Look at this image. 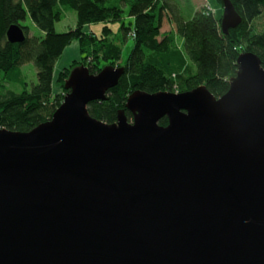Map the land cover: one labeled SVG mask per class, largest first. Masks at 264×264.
I'll return each mask as SVG.
<instances>
[{"label": "water", "instance_id": "obj_1", "mask_svg": "<svg viewBox=\"0 0 264 264\" xmlns=\"http://www.w3.org/2000/svg\"><path fill=\"white\" fill-rule=\"evenodd\" d=\"M241 20L222 0V34ZM237 65L220 97L136 90L112 124L87 107L123 67L80 65L50 120L0 128V264H264V69Z\"/></svg>", "mask_w": 264, "mask_h": 264}, {"label": "trees", "instance_id": "obj_2", "mask_svg": "<svg viewBox=\"0 0 264 264\" xmlns=\"http://www.w3.org/2000/svg\"><path fill=\"white\" fill-rule=\"evenodd\" d=\"M230 1L242 20L222 34V14L207 13L201 7L185 19L176 0H0V128L26 133L50 120L68 92L66 78L80 65L90 74L106 66L124 69L117 85L107 91V99L87 107L92 118L108 124L116 121L119 112L131 118L125 103L136 90L183 93L204 85L215 97L222 96L238 72L241 53H254L264 69V0ZM218 2L222 8V0ZM65 9L75 12L76 25L58 33L55 24ZM125 12L132 19L131 28L122 22ZM27 18L43 33L42 38L29 37L28 27L20 23ZM116 22L120 37L108 26ZM14 24L24 31L21 44L6 41V30ZM93 24L103 25L100 34L89 29ZM175 36L182 39L180 49ZM128 37L134 47L122 66L120 44ZM73 42L79 58L55 72L57 60ZM29 62L37 77L30 89L21 70ZM166 124L165 117L160 119L159 125Z\"/></svg>", "mask_w": 264, "mask_h": 264}, {"label": "rangeland", "instance_id": "obj_3", "mask_svg": "<svg viewBox=\"0 0 264 264\" xmlns=\"http://www.w3.org/2000/svg\"><path fill=\"white\" fill-rule=\"evenodd\" d=\"M207 3H209L210 6H212L211 9L213 11L215 10L214 12L218 10L216 14L217 16L222 14V8L218 0H205V2L202 4V7H206L208 5ZM179 6H180L181 14L185 19L190 18L192 14L195 12V11L193 12L195 5H193L190 0H180ZM65 10L66 11L63 12L61 21L55 24V31L58 33L67 32L68 30L74 28L76 25L75 12L69 9H65ZM122 22L125 25V27H130V28L132 27V23H133L132 19L128 16L126 12L123 14ZM20 23L22 26L28 27L29 37H35L37 39H40L43 37V33L37 27H35V25L31 22L29 18H27L24 21H21ZM102 26H103L102 24H93L90 26L89 29H91V31L98 32V34H100ZM108 26L112 29L113 32L116 33L118 32L120 23L118 22L109 23ZM118 33L120 37L121 32H118ZM178 41L179 43H181L180 38L178 39ZM175 45L178 49H180L181 46L177 45V43H175ZM120 46H121V56H120L119 64L123 66L131 50L134 47V40L130 37L123 39L121 40ZM78 58H79L78 46L76 42H73L64 49L60 58L57 60L55 64V72H58L62 67L68 66L72 61L77 60ZM21 70H22L24 79L26 81L27 88L30 89L31 86L35 85L37 82L36 68L32 62H29V63L23 64L21 66ZM193 70H194V67H193Z\"/></svg>", "mask_w": 264, "mask_h": 264}, {"label": "crops", "instance_id": "obj_4", "mask_svg": "<svg viewBox=\"0 0 264 264\" xmlns=\"http://www.w3.org/2000/svg\"><path fill=\"white\" fill-rule=\"evenodd\" d=\"M176 1L180 2V0H176ZM190 1H191V3H192L193 5H195V8H194L193 12H194V11L196 12L197 10H199V9L202 7V4L205 2V0H190ZM207 4H208L207 6H209L210 8H212V6H210L209 3H207ZM213 9H214V8H213ZM214 11H215V10H214ZM217 12H218V10H216L215 14H217ZM170 31H172V29H169V30H168V32H170ZM178 39H179V37H178V36H175V38H174L175 43H177V45H179V46H182V39L180 38L181 43H179ZM180 48H181V47H180Z\"/></svg>", "mask_w": 264, "mask_h": 264}, {"label": "built area", "instance_id": "obj_5", "mask_svg": "<svg viewBox=\"0 0 264 264\" xmlns=\"http://www.w3.org/2000/svg\"><path fill=\"white\" fill-rule=\"evenodd\" d=\"M205 8H206V12H207V13H214V11H213L209 6H206ZM131 37H132V38L135 37V35H134L133 32L131 33Z\"/></svg>", "mask_w": 264, "mask_h": 264}]
</instances>
